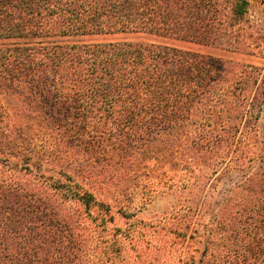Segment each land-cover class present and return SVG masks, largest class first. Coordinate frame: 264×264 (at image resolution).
Here are the masks:
<instances>
[{"label": "trees", "instance_id": "1", "mask_svg": "<svg viewBox=\"0 0 264 264\" xmlns=\"http://www.w3.org/2000/svg\"><path fill=\"white\" fill-rule=\"evenodd\" d=\"M193 47L258 57L250 0H0V264H264V68Z\"/></svg>", "mask_w": 264, "mask_h": 264}, {"label": "rangeland", "instance_id": "2", "mask_svg": "<svg viewBox=\"0 0 264 264\" xmlns=\"http://www.w3.org/2000/svg\"><path fill=\"white\" fill-rule=\"evenodd\" d=\"M251 2V16L256 22L258 31L264 35V0H250ZM133 38V37H132ZM148 41L162 42V40L143 37ZM116 40L118 38H101L100 40ZM188 47V46H187ZM191 48V46H190ZM205 54L217 56L225 59L251 63L253 65L264 68V50L258 57H247L243 55L233 54L220 49H208L193 47ZM149 181H147L148 183ZM159 180H151L146 189L144 197H137L134 205V210L130 213L133 214L131 219H126L118 214L117 224L121 228H126L128 225H137L143 227L144 234L149 243L157 242V231L163 225L174 223L173 216H177L180 209L183 208V201L188 198V195L182 193L180 186L169 187ZM172 218V219H171ZM168 221V222H167ZM201 221L196 220L189 234L187 243L184 245V250L190 255L197 258L203 250V242L206 237L204 228L199 227ZM185 252V253H186Z\"/></svg>", "mask_w": 264, "mask_h": 264}]
</instances>
